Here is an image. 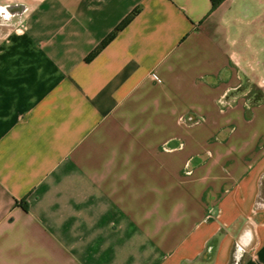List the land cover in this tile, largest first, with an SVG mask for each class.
Wrapping results in <instances>:
<instances>
[{
    "label": "crops",
    "instance_id": "obj_1",
    "mask_svg": "<svg viewBox=\"0 0 264 264\" xmlns=\"http://www.w3.org/2000/svg\"><path fill=\"white\" fill-rule=\"evenodd\" d=\"M246 226L264 264V0H0V264H231Z\"/></svg>",
    "mask_w": 264,
    "mask_h": 264
},
{
    "label": "water",
    "instance_id": "obj_2",
    "mask_svg": "<svg viewBox=\"0 0 264 264\" xmlns=\"http://www.w3.org/2000/svg\"><path fill=\"white\" fill-rule=\"evenodd\" d=\"M17 7L23 8L20 21L18 22L19 27L22 28L23 15L26 12L27 7L24 8L25 6L23 5H17ZM245 240L246 242H244ZM253 245H254V242H253V237H252L251 226H246L241 232L240 236L237 238V243L235 244L233 252H232L231 264H242V261L246 253L253 249ZM216 248H217V243L215 240H211L207 243L205 253L203 256L204 262L210 263L213 261Z\"/></svg>",
    "mask_w": 264,
    "mask_h": 264
},
{
    "label": "trees",
    "instance_id": "obj_3",
    "mask_svg": "<svg viewBox=\"0 0 264 264\" xmlns=\"http://www.w3.org/2000/svg\"><path fill=\"white\" fill-rule=\"evenodd\" d=\"M221 2V0H211V4H212V9H214L215 7H217V5ZM248 87V84L245 82L243 84V88L246 89ZM263 99V96L260 94H256L255 95V99L254 101H261Z\"/></svg>",
    "mask_w": 264,
    "mask_h": 264
},
{
    "label": "built area",
    "instance_id": "obj_4",
    "mask_svg": "<svg viewBox=\"0 0 264 264\" xmlns=\"http://www.w3.org/2000/svg\"><path fill=\"white\" fill-rule=\"evenodd\" d=\"M254 264H261L260 261L255 257L252 259Z\"/></svg>",
    "mask_w": 264,
    "mask_h": 264
},
{
    "label": "rangeland",
    "instance_id": "obj_5",
    "mask_svg": "<svg viewBox=\"0 0 264 264\" xmlns=\"http://www.w3.org/2000/svg\"><path fill=\"white\" fill-rule=\"evenodd\" d=\"M250 92H251V90H250ZM252 92H253V90H252Z\"/></svg>",
    "mask_w": 264,
    "mask_h": 264
}]
</instances>
